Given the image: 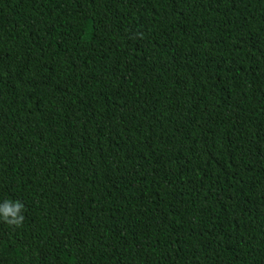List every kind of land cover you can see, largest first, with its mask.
I'll list each match as a JSON object with an SVG mask.
<instances>
[{
    "label": "trees",
    "instance_id": "16d2710c",
    "mask_svg": "<svg viewBox=\"0 0 264 264\" xmlns=\"http://www.w3.org/2000/svg\"><path fill=\"white\" fill-rule=\"evenodd\" d=\"M0 264H264V0H0Z\"/></svg>",
    "mask_w": 264,
    "mask_h": 264
},
{
    "label": "clouds",
    "instance_id": "9594fccd",
    "mask_svg": "<svg viewBox=\"0 0 264 264\" xmlns=\"http://www.w3.org/2000/svg\"><path fill=\"white\" fill-rule=\"evenodd\" d=\"M23 208L24 205L19 201L12 202L6 200L0 204V219L9 226L19 227L24 220V216L21 214Z\"/></svg>",
    "mask_w": 264,
    "mask_h": 264
}]
</instances>
